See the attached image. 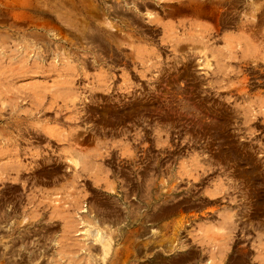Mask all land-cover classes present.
Masks as SVG:
<instances>
[{
  "label": "rangeland",
  "instance_id": "374dc122",
  "mask_svg": "<svg viewBox=\"0 0 264 264\" xmlns=\"http://www.w3.org/2000/svg\"><path fill=\"white\" fill-rule=\"evenodd\" d=\"M0 264H264V0H0Z\"/></svg>",
  "mask_w": 264,
  "mask_h": 264
},
{
  "label": "bare ground",
  "instance_id": "6f19581e",
  "mask_svg": "<svg viewBox=\"0 0 264 264\" xmlns=\"http://www.w3.org/2000/svg\"><path fill=\"white\" fill-rule=\"evenodd\" d=\"M69 1H70V0H69ZM71 1H72V0H71ZM81 1H82V0H81ZM84 1H85V0H84ZM66 3H67V2H66ZM80 3H81V2H79V4H80ZM84 3H85V2H84ZM84 3H83V4H84ZM76 4H77V3H76ZM81 4H82V3H81ZM81 4H80V5H81ZM61 5H62V4H61ZM77 5H78V4H77ZM87 5H88V3H87ZM190 5H191V4H190ZM75 6H76V5H75ZM75 6H74V8H76ZM85 6H86V5H85ZM85 6H84V7H85ZM195 6H196V5H195ZM64 7H65V6H64ZM79 7H80V6H79ZM84 7H83V8H84ZM44 8H45V7H44ZM87 8H89V7H87ZM68 9H69V8H68ZM70 9H72V8H70ZM191 9H192V6H191ZM194 9H195V8H194ZM43 10H44V9H43ZM49 10H50V8H49ZM49 10H48V11H49ZM85 10H86V9H85ZM89 10H90V9H89ZM196 10H197V9H196ZM196 10H195V11H196ZM50 11H51V10H50ZM73 11H74V10H73ZM51 12H52V11H51ZM74 12H75V11H74ZM90 12H91V10H90ZM92 12H94V11H92ZM192 12H193V11H192ZM47 13H48V12H47ZM52 13H53V12H52ZM84 13H85V12H84ZM121 13H122V12H121ZM193 13H194V12H193ZM90 14H91V13H90ZM148 14H150V13H148ZM194 14H195V13H194ZM57 15H58V14H57ZM57 15H56V16H57ZM50 16H51V15H50ZM86 16H89V15H86ZM90 16H91V15H90ZM146 17H147V16H146ZM149 17H150V16H149ZM86 18H87V17H86ZM152 18H153V17H152ZM151 20H154V19H151ZM92 21H93V20H92ZM89 24H90V23H89ZM122 24H123V23H122ZM68 25H69V24H68ZM88 26H89V25H88ZM153 27H154V26H153ZM114 28H115V27H114ZM118 37H119V36H118ZM203 62H204V60H203ZM205 63H206V62H205ZM203 64H204V63H203ZM209 66H210V65H209ZM71 163H72V162H71ZM251 181H252V180H251ZM220 186H221V185H220ZM232 217H233V215L230 216V214H228V216H227L228 219H231ZM225 224H226V223H225ZM93 235H94V237L92 236L93 238H97V239H101V238H102L101 234H99V232H98L97 230L93 232ZM103 235H104V234H103ZM90 236H91V235H90ZM97 239H96V240H97ZM105 240H106V239H104V241H105ZM103 247H104V248H103V254H104V258H105V257L109 254V246H108V245H105V246H103ZM105 259H106V258H105Z\"/></svg>",
  "mask_w": 264,
  "mask_h": 264
}]
</instances>
